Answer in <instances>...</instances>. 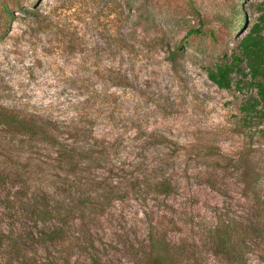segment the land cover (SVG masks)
Here are the masks:
<instances>
[{
  "label": "rangeland",
  "instance_id": "1",
  "mask_svg": "<svg viewBox=\"0 0 264 264\" xmlns=\"http://www.w3.org/2000/svg\"><path fill=\"white\" fill-rule=\"evenodd\" d=\"M28 3L42 19L13 9L0 24L1 99L90 118L106 137L96 161L35 183L58 181L63 206L102 186L115 197L73 218L55 248L0 244V264H148L151 222L183 264H264V119L240 110L253 89L221 88L206 69L264 0Z\"/></svg>",
  "mask_w": 264,
  "mask_h": 264
},
{
  "label": "trees",
  "instance_id": "2",
  "mask_svg": "<svg viewBox=\"0 0 264 264\" xmlns=\"http://www.w3.org/2000/svg\"><path fill=\"white\" fill-rule=\"evenodd\" d=\"M13 9L29 19L33 16L32 19L40 20L44 16L28 0H5L0 8V24L9 14L19 16ZM233 9L236 11L237 4ZM199 31L198 28L191 29L189 33ZM211 36L215 37L214 32ZM206 69L208 78L221 88L253 89L254 92L240 105V110L246 117L264 119V6L257 20L237 40L236 46L225 50L221 59ZM121 77L122 81L127 80V74ZM1 97L0 244L9 242L15 245L17 237L32 240L48 250L55 248L64 237L65 226L73 218L84 217L89 208L104 209L115 197L114 191L102 186L101 192H82L81 198L63 206L55 194L58 181L38 185L36 176H40L38 173L50 174L54 168L67 166L74 169L96 161L102 152L96 147L103 144L106 137L93 131L94 122L90 118L59 119L50 112L28 108L23 102H6ZM40 150L46 152L34 155ZM166 183L164 178L158 185L165 189ZM147 240L148 264H183L173 245L160 234L156 223H150Z\"/></svg>",
  "mask_w": 264,
  "mask_h": 264
}]
</instances>
